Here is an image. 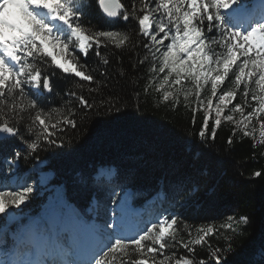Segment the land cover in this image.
<instances>
[{
	"label": "trees",
	"instance_id": "1",
	"mask_svg": "<svg viewBox=\"0 0 264 264\" xmlns=\"http://www.w3.org/2000/svg\"><path fill=\"white\" fill-rule=\"evenodd\" d=\"M119 1L123 10L118 18L111 20L101 11L99 0H70L73 10L81 13L74 23L79 24L85 34L113 31L120 39L127 37L119 47L111 39L103 38L101 46L94 45L87 56L78 49L73 52V46L69 45V52L77 58V68L93 75L92 82L64 73L50 58L47 62L29 58V64L41 70V91L34 88L35 84H29L25 85L22 99L18 92L6 97L5 112H9L13 102L17 103L13 123L19 132L0 139V191L13 188L9 179L14 166L9 160L14 151H20L19 178L36 183L29 169L38 161H44L45 167L53 172V183L64 187L65 199L72 204L75 214L93 219L97 226H109L111 212L125 189H131L132 206L144 209L137 218L140 232L165 216H175L176 223L169 229L174 231L175 240L166 237L168 247L155 257L157 261L168 257L169 264H175L177 259L185 257L193 264H200L201 260L204 264H216L212 252L219 249L223 264H264V145L259 143L258 122L253 121L249 126V130L255 129L254 136L245 137L236 123L242 119L240 114L226 109L222 117L233 114L234 121L222 118L213 139V112L202 139L199 131L206 113L200 101L210 96V84L201 90L199 98L184 94L180 86L165 101L163 90H158L165 75L158 72L159 53L153 56L155 46H151L150 37L140 32L138 24L143 4L155 8L156 0ZM133 5L137 10L135 16L132 15ZM125 13L129 14L128 20L123 18ZM153 16L167 23L159 13ZM231 18L228 13L226 26L234 28L235 21ZM58 29L65 34L61 39L75 41L67 24H60ZM174 33L173 29L171 35ZM214 39H219V33H209L205 22L206 47L217 53L224 52L212 43ZM145 44L150 47L145 48ZM153 65L156 72L152 71ZM44 76L50 79V92L43 88ZM234 78V72H230L218 94L230 89ZM80 97L93 107L83 106ZM244 99L241 86L229 108L236 103L243 104ZM217 100L218 96L213 97V107ZM248 100L251 101V93ZM33 101L35 108L29 106ZM250 110L245 107V115ZM38 112L42 117H52L47 121L49 124L67 118L74 121L75 127L62 124L64 131L56 130L63 146L41 144L30 154L20 137L28 142L36 138L40 125L34 123V118ZM100 167H113L114 172L110 178L95 177ZM257 171L262 175L256 176ZM150 198L154 200L146 204ZM30 199L26 210L35 214L45 197L30 195ZM93 199L95 207L90 212ZM242 216L246 217V223L228 220V217L239 220ZM228 223H233V227H221ZM21 224L20 221L14 226ZM208 227H212L213 232L205 237V242L190 244L191 252L183 248V243L197 238L198 229ZM4 237L0 233V246L4 244L10 250L17 247L12 238L5 240ZM104 251H99L97 258L112 264L113 256L103 257ZM141 259H148L151 264L152 257L129 247L115 256V264Z\"/></svg>",
	"mask_w": 264,
	"mask_h": 264
},
{
	"label": "snow or ice",
	"instance_id": "2",
	"mask_svg": "<svg viewBox=\"0 0 264 264\" xmlns=\"http://www.w3.org/2000/svg\"><path fill=\"white\" fill-rule=\"evenodd\" d=\"M235 3L237 0H156L155 8H150L148 3L143 4L142 9L139 10L143 14L138 17V24L140 32L144 36L151 37V46H155L153 56H156L157 53L160 54L158 72L166 74L163 75L158 90H163L165 101L170 99L172 94L167 89L173 85L182 86L184 81L190 80L194 82L195 95L199 98L201 90L205 85L210 84V96L205 101H200L206 113L199 131V136L202 139L206 136L209 116L213 112L214 126L211 128L213 139L217 132L216 126L221 124L222 118L233 122V114L239 113L242 119L236 123L243 135L245 137L254 136L255 129L249 130V126L253 124V121H256L259 124L261 138L259 143L264 145V23H256L250 31L227 27L226 15L228 13L222 10L230 9ZM99 4L109 16L117 15L116 11L109 10L107 0H99ZM41 9L47 10L51 19L67 24L75 41L61 39L60 35L55 34L52 26L41 18ZM136 11L135 5H133V16ZM0 13L3 14V19L0 21L2 24L0 27V131L9 133L19 132V128L13 123L16 118L17 103L13 102L9 112H5L4 108L8 107L6 97L18 92L22 99L25 85L39 86L41 83V70L29 64V58H39L46 62L47 58H50L51 63L62 69L64 73H74L75 76L92 82L93 75L85 74V71L77 68V58L69 52V45L73 46V52L78 49L80 53L87 56L94 45L101 46L103 38L111 39L117 47L127 39V37L120 39L119 34L113 31H99L95 35L85 34L79 24L74 23L80 19L81 13L73 10L70 0H0ZM155 13L166 18L167 23L164 22V19L158 21L151 19ZM123 18L128 20L129 14L125 13ZM205 22H207L209 33L214 31L219 33V39H214L212 43L223 48L224 52L217 53L206 47ZM153 26H155V32L152 31ZM173 29L175 34L171 35ZM168 39L171 42L165 46L164 41ZM161 46L166 47V50L162 51ZM144 47L149 48L150 45L145 44ZM70 56L71 59H69ZM72 61L77 62L73 63ZM238 61L239 63H237ZM104 62L107 63V61ZM152 71H157L155 65H153ZM230 72H234L235 77L232 87L223 91L222 94H218V89ZM253 84L254 88L251 87ZM42 85L44 89L52 90L48 76L43 77ZM241 86H243L245 98L243 104L236 103L234 107L229 108ZM250 93L251 101L248 100ZM217 96L218 100L213 107V97ZM172 98L175 99L174 96ZM79 99L83 106L93 107L83 97ZM252 102L255 106H252ZM29 106L35 108L36 104L33 101ZM245 107L251 109L246 115ZM226 109L233 114L222 117V113ZM50 119H52L51 116L42 117L38 112L34 118V123L40 125L36 138L28 142L24 137H20L30 154L34 153L41 144L53 147L63 146L64 142L56 136V130L64 131L62 124L75 127V123L71 119L65 118L64 121L49 124L47 121ZM193 123H195V114H193ZM28 131L31 132L32 129ZM231 142L229 139V143ZM20 155V151H14L9 164L15 165ZM255 175L260 176L262 173L257 171ZM32 191L31 186L15 192L0 191V214H4L10 207L18 208L25 203ZM52 217L57 222L63 220L60 232L52 238V245L60 254L70 255V249L66 248L57 237L63 233H69L70 246L75 248L76 245L72 242L86 235L84 227L78 219L66 217L60 207H53ZM228 220L236 224L247 222L246 217L243 216L235 221L233 217H228ZM175 223V216L170 218L165 216L157 223H152L136 237L127 240L116 238L102 255L107 257L111 254L113 256L112 264H115V256L132 247L141 255L152 257L151 264H169L170 258L165 257L157 261L155 257L168 247L166 237L175 240L174 231H169ZM221 227L232 228L233 223L224 224ZM212 232V227L198 229L197 238L183 243V248L191 252L190 244L200 245L205 242V237L211 235ZM45 242H47V238H45ZM219 253L220 250L216 249L212 252V256L215 258L216 264H223ZM94 264H108V261L103 258H95ZM127 264H149V260H129ZM175 264H193V262L185 258L177 259ZM200 264H204V261L201 260Z\"/></svg>",
	"mask_w": 264,
	"mask_h": 264
},
{
	"label": "rangeland",
	"instance_id": "3",
	"mask_svg": "<svg viewBox=\"0 0 264 264\" xmlns=\"http://www.w3.org/2000/svg\"><path fill=\"white\" fill-rule=\"evenodd\" d=\"M226 12L231 16L233 15L234 21H236L233 23L234 28H241L242 31H250L256 23H264V0H237V3ZM40 16L46 23L52 26L55 34L60 35L61 38L65 35L58 29V26L62 22L51 19L47 10L41 9ZM2 19L3 14L0 13V21H2ZM151 19L155 20V17L153 16ZM0 27H2V24H0ZM152 31H156L155 26H153ZM148 37L150 36H147V38ZM170 42V39L164 41V45L166 46V44ZM161 50H166V47L161 46ZM182 86L181 88H184V94L195 95L194 82L190 80L184 81ZM34 87L40 89L37 85ZM179 87L180 86L173 85L167 90L172 94L174 90L176 91ZM45 165L46 163L44 161H38L29 169L31 176L36 177V183L32 180L29 181L15 175L18 171V163L16 162L15 165H13L14 171L12 170L13 173L10 179L13 188L9 189L7 192L21 191L27 186H31L33 191L29 194V199L18 208L10 207L4 214H0V224H2L0 233L3 231L5 240H7V238H13L18 244V247L10 252L4 247V244L0 246V264H89V262L94 264L93 262L96 258L97 250L101 251L107 249L116 238L127 240L139 234L136 231L137 224H135V216L139 212L131 206V191L125 190L121 198L118 199L119 201L114 207L112 215L113 221L111 224H109L108 227H100L95 225L93 220L89 218H78L74 214L73 208L65 200L64 187L60 184L53 183V172L47 169ZM98 172L100 173L97 174ZM112 172L113 170L110 167H100L96 174L97 176L105 175L110 177ZM30 195H33L34 198L45 197V202L41 203L42 205L40 208L34 211L35 214L29 213V211L26 210L28 204L31 203L32 198L30 199ZM53 207H60L66 217L78 219L82 223L86 235L72 242L76 245L75 248H71L68 242L71 251L70 255H64V258L60 259L50 257L49 260L48 257L52 256L55 252H53L54 246L52 245V239L49 241L51 248H48L45 242V238L48 239L47 226H50L53 230H56L57 227L61 229L63 222V220L57 222L53 219ZM20 221L22 224L15 228L14 225H17ZM52 234L54 235V232H52ZM63 234V238H69L68 241H70L69 233ZM181 259H185V257Z\"/></svg>",
	"mask_w": 264,
	"mask_h": 264
},
{
	"label": "water",
	"instance_id": "4",
	"mask_svg": "<svg viewBox=\"0 0 264 264\" xmlns=\"http://www.w3.org/2000/svg\"><path fill=\"white\" fill-rule=\"evenodd\" d=\"M107 3H108L109 10H110V11H116V12H117V15L114 16V17L109 16V15L103 10V8L101 7V5L98 4V5H100V8H101L103 14H104L107 18H109V19L111 18V20H114V19L118 18L117 16H119L120 11L123 10V6L121 7V3H120V1H119V0H107ZM45 90H46V92H49V91H50V90H48V89H45ZM14 135H15V133H9V132H7V131H0V139L7 138V137H12V136H14Z\"/></svg>",
	"mask_w": 264,
	"mask_h": 264
},
{
	"label": "bare ground",
	"instance_id": "5",
	"mask_svg": "<svg viewBox=\"0 0 264 264\" xmlns=\"http://www.w3.org/2000/svg\"><path fill=\"white\" fill-rule=\"evenodd\" d=\"M111 177V176H110ZM110 177H108V178H110ZM56 259H60V258H63V255L62 254H57V256L55 257Z\"/></svg>",
	"mask_w": 264,
	"mask_h": 264
}]
</instances>
